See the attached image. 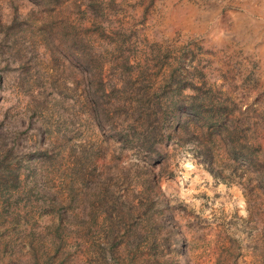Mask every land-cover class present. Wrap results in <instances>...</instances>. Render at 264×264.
<instances>
[{
  "label": "rangeland",
  "instance_id": "374dc122",
  "mask_svg": "<svg viewBox=\"0 0 264 264\" xmlns=\"http://www.w3.org/2000/svg\"><path fill=\"white\" fill-rule=\"evenodd\" d=\"M0 264H264V0H0Z\"/></svg>",
  "mask_w": 264,
  "mask_h": 264
}]
</instances>
